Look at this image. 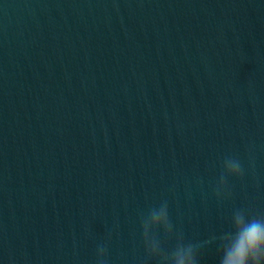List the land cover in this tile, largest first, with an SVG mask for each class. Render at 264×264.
<instances>
[{"label":"water","instance_id":"obj_1","mask_svg":"<svg viewBox=\"0 0 264 264\" xmlns=\"http://www.w3.org/2000/svg\"><path fill=\"white\" fill-rule=\"evenodd\" d=\"M165 200L190 242L264 214V0H0V264H156Z\"/></svg>","mask_w":264,"mask_h":264},{"label":"clouds","instance_id":"obj_2","mask_svg":"<svg viewBox=\"0 0 264 264\" xmlns=\"http://www.w3.org/2000/svg\"><path fill=\"white\" fill-rule=\"evenodd\" d=\"M244 169L238 157L228 156L223 161V171L215 187L219 200L230 196L229 178H242ZM142 238L146 260L156 264H200L201 249L219 241V264H264V214H250L246 209H235L231 216V229L209 240L190 242L178 231L169 215L168 202L162 201L141 215ZM174 240L171 250H166L164 241ZM96 264H108L107 244L98 245Z\"/></svg>","mask_w":264,"mask_h":264}]
</instances>
